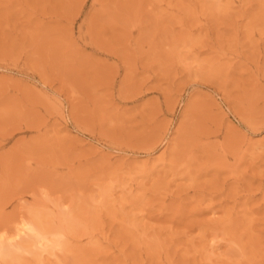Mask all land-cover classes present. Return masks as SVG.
Masks as SVG:
<instances>
[{"label": "rangeland", "instance_id": "obj_1", "mask_svg": "<svg viewBox=\"0 0 264 264\" xmlns=\"http://www.w3.org/2000/svg\"><path fill=\"white\" fill-rule=\"evenodd\" d=\"M33 220L0 264H264V0H0V234Z\"/></svg>", "mask_w": 264, "mask_h": 264}, {"label": "bare ground", "instance_id": "obj_2", "mask_svg": "<svg viewBox=\"0 0 264 264\" xmlns=\"http://www.w3.org/2000/svg\"><path fill=\"white\" fill-rule=\"evenodd\" d=\"M24 237L31 238L33 240L32 244L33 246H35L34 248H37V249L38 247L42 248L41 250L42 252H43V248L45 249V247L49 245V242H50L47 239L46 234L40 230L38 224L34 220L33 221H21L15 227V232L12 235L10 234L8 236L7 235L1 236L0 234V253L4 254V253H8L13 248H17V249L21 248L22 245H20V243H18L17 241L23 239ZM50 243L54 244L52 243V241ZM54 245H57V244H54Z\"/></svg>", "mask_w": 264, "mask_h": 264}]
</instances>
